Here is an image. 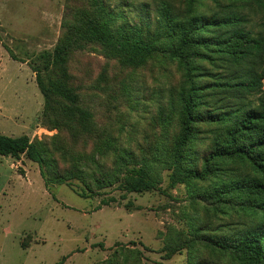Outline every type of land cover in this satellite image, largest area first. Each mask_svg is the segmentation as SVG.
Here are the masks:
<instances>
[{"label":"rangeland","instance_id":"obj_1","mask_svg":"<svg viewBox=\"0 0 264 264\" xmlns=\"http://www.w3.org/2000/svg\"><path fill=\"white\" fill-rule=\"evenodd\" d=\"M108 1L116 12L125 10L131 21L152 31L166 25L162 22L165 7L181 19L189 4V0ZM199 1L196 11L200 15L222 14L214 0ZM220 1L240 4L243 0ZM82 4L81 0H0V133L46 140L61 172L77 167L87 174H103L109 181L99 190L92 184L100 194L82 197L78 192L85 186L79 173L70 179L71 184L47 186L38 163L24 156L13 158L14 169L11 163L0 161V264H56L63 258V264H100L115 249L140 250L144 264H228L204 247H185L163 259V247L179 234L192 235L200 229L208 236H231L253 225L251 216L225 214L201 203V195L222 186L225 175L219 174L218 181L169 188V162L151 161L160 189L127 193L120 187L126 170L118 160L124 155L128 162L133 157L136 164L149 161L157 145V157L165 161L166 149L180 132L183 88L193 81L199 85L221 81L229 72L228 65L216 53L215 61L197 59L192 67L200 64L199 70L187 71L178 57L168 53L124 68L89 47L69 62L89 131L78 130L73 136L64 127L51 129L52 123L42 124L45 97L36 69L48 80L53 63L47 57L53 56L64 33V18L78 21L76 11ZM211 91H203V100L211 107L233 103L221 95L209 96ZM60 115L67 118L65 113ZM198 130L189 146L191 157L199 156L211 141L207 127ZM150 143L152 148H148ZM103 199L114 201L102 204Z\"/></svg>","mask_w":264,"mask_h":264},{"label":"trees","instance_id":"obj_2","mask_svg":"<svg viewBox=\"0 0 264 264\" xmlns=\"http://www.w3.org/2000/svg\"><path fill=\"white\" fill-rule=\"evenodd\" d=\"M81 2L82 6L76 11L78 21L64 18V33L53 56L47 57L53 63L48 80L36 69L38 85L45 97L42 124L52 123L51 129L64 127L73 136L78 130L89 131L87 113L69 73L72 57L89 47L101 50L107 59L115 60L124 68L170 53L180 59L187 71L199 70L200 64L192 67L197 59L215 61L213 56L217 53L228 65L229 72L221 81L205 85L193 81L188 88H183L178 112L180 132L166 149L165 161L157 157V145L153 159L139 164L133 157L128 162L124 155L118 156L126 170L120 187L127 193L160 189L151 161L169 162V188L191 182L218 181L219 174L225 175L222 186L201 195V203L225 214L231 211L251 216L255 219L253 225L231 236L224 233L220 237L208 236L200 229H194L192 235L179 234L176 241H168L163 247V259L185 247L195 250L204 247L211 248L217 259L226 260L228 264H264V0H243L240 4L214 0L215 6L222 10L219 15H200L196 10L201 1L189 0L181 19L165 11V7L162 22L166 25L155 31L139 21H131L125 10L116 12L108 0ZM208 32L221 34L213 37L206 35ZM204 90H212L209 96L221 95L233 103L220 109L211 107L203 100ZM201 106L206 109L202 111ZM60 113H65L67 118L63 119ZM199 126L208 128L211 141L199 156L191 157L189 146ZM45 141L0 133V156L16 159L24 156L38 163L47 186L71 184L70 179L79 173L85 186L78 192L82 197L100 194L92 184H96L98 190L106 187L109 181L103 174H87L77 167L61 172L53 149ZM152 146L150 143L148 148ZM56 151H60L58 146ZM54 162L56 165L52 166ZM111 201L114 199H103L102 204ZM142 258L140 250L115 249L100 264H144ZM63 261L64 258L56 264Z\"/></svg>","mask_w":264,"mask_h":264},{"label":"crops","instance_id":"obj_3","mask_svg":"<svg viewBox=\"0 0 264 264\" xmlns=\"http://www.w3.org/2000/svg\"><path fill=\"white\" fill-rule=\"evenodd\" d=\"M7 161L8 163H11L10 165H11V167L12 168H14V169H16V163H13V157H11V156H0V161Z\"/></svg>","mask_w":264,"mask_h":264}]
</instances>
